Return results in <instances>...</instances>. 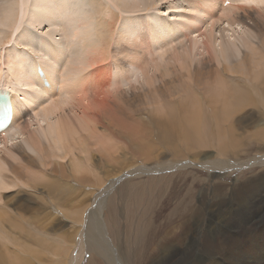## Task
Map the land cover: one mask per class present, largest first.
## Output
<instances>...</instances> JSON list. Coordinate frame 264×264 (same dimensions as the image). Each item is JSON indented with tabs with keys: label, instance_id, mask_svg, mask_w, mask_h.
I'll return each mask as SVG.
<instances>
[{
	"label": "bare ground",
	"instance_id": "bare-ground-1",
	"mask_svg": "<svg viewBox=\"0 0 264 264\" xmlns=\"http://www.w3.org/2000/svg\"><path fill=\"white\" fill-rule=\"evenodd\" d=\"M113 1L118 7L121 6L119 0ZM75 2L73 0V4ZM146 2L141 0L138 3L137 1V6L128 7L125 11L146 12L150 9L154 10L157 6V3H152L154 5L152 6V4L147 5ZM158 2L163 3L162 0H158ZM201 3L204 9L203 14L207 15V20H205L210 25L202 27L201 35L198 21L196 23L193 17L188 18L187 16V19L183 20H186V23L180 22L177 25L165 23L162 26V40L154 45L149 40L152 36H161L160 30L157 28L148 29V35L140 30L128 34L129 38L121 35L120 41H127L134 48L133 51L125 55L132 61L128 68L126 65L120 66V73L123 72L116 75L114 81L109 78L99 84L95 97L92 99L87 98V96L94 85L91 78H87L89 74H84V72L92 69L96 64L93 55L98 52H108L115 41L112 43L106 41L103 47L89 52L91 56L88 57V65L84 66L83 59L80 57L77 61H70L73 62L70 64L73 66L72 68L68 67L69 70L66 71L67 68L64 67L63 70L60 68L62 71L57 69L59 73H56L49 66L43 68L39 61H33V71L26 58L14 55L7 64L10 63L14 69V80L9 81L10 77L9 80L5 78L2 66L0 70V92L2 90L9 91L15 118L12 126L4 133V138L3 136L0 137V145H2L0 149V264H34L35 262L36 264H43L45 261L38 256L39 253L34 251L37 249L34 246L35 240L40 243L44 242L41 239L47 240L46 243L51 240L54 219L48 214L37 218L36 213L39 211L30 214L29 219H27L17 211L20 209L19 206L14 209L5 206L3 203L2 191L21 189L23 184L29 187H41V191L50 194L62 208L72 204L70 210L68 209L69 214L71 219L77 220L80 228L78 246L73 251L76 255L77 253L80 254L82 250L90 258L89 245L93 244L98 247L101 257H105L108 264H114V261L109 257L112 255L109 250L118 252L121 256H127L128 261L130 256H135L132 264H149V261L158 252H161V256L165 257L181 255L184 258L203 254L204 257L205 255L209 257V264H221L223 263L221 261L226 263L233 252L240 250L243 244H249L248 252L253 258L258 259L260 256L262 258L260 264H264V249L262 248L264 246V174L257 183L241 192L237 198L234 192L235 198L232 196L233 194L228 195L222 205H209L203 202L198 206L199 208L193 205L184 209L186 203L191 200V196L185 193L180 201L182 209L178 211V214H169L162 218L163 208H161L157 211V215L153 212V216L151 215V218L148 217V219L147 213L144 215L143 212L144 216H136L139 219L135 224V221L125 224V226H129L128 231L134 233L133 238L130 234L133 244L131 243L132 247L129 250L128 247L122 246L121 237H118L117 241L115 240L117 243L115 246L113 243L111 244L112 240L109 241L108 238L110 236L106 217L108 205L104 196L106 193L111 194L112 191L110 193L109 191L113 190L120 180L112 181L111 179L135 177L138 181H142L146 176L162 171L168 163L175 164V167L178 168L189 167L184 165L186 164L184 161L189 157L202 156L205 163L203 168L210 169V158L215 157L209 156V147L205 146L214 142V145L222 149L225 154L235 152L240 148L241 142L247 139L244 138L245 128L252 124H255L254 129L256 131L252 132L250 138L261 137L264 139V120L260 117L264 111V0H203ZM190 4L192 2L188 6ZM189 8L187 13L189 11L196 17L197 12H199L196 11L197 4L191 5ZM67 10L65 9L64 12ZM249 11L251 12L249 13ZM68 13L70 14V12H66V14ZM74 16L76 15L74 14ZM37 19L34 18L38 21ZM40 20H46L50 25H53L52 20L47 19L46 16ZM118 21V17L114 16L112 21L106 24L105 29L115 32ZM196 26L199 29H196L198 28ZM217 26H223V31H233L231 33L233 38L228 41L224 40L226 37L222 39L219 31H217L219 35L217 37L215 32ZM242 29L247 31H242L245 38H241V44L247 49L245 52L238 51L240 46L236 45V36L241 34L238 30L241 31ZM169 33H174V35L166 38L165 35ZM235 33H237L236 36H234ZM180 34L186 41L180 40L178 42L176 40ZM0 36L2 37V34ZM10 36V33L3 34V37L0 38V45L2 43L8 44ZM198 36L199 38L196 39ZM227 37L229 38V35ZM251 37L254 40L258 39V43H255ZM26 39V42H29L28 39L30 38ZM73 46L75 47V45ZM157 46L159 48L155 57V53H152ZM50 49L53 50L57 66L60 54L57 49L52 47ZM59 49L61 50V48ZM138 49L141 50L139 55L145 53L146 56L154 57L150 58L151 60H145L143 57L141 62H137ZM234 51L240 52L239 56L235 55ZM65 53H63L64 56H66ZM70 58L74 59L72 55ZM5 64L4 66H7ZM135 68L140 71L141 75L136 79L134 78L135 80L132 82L131 77L133 75L129 73H135ZM38 71L44 74L45 79L43 75L38 76ZM60 75L61 77H59ZM140 78L141 80L138 81ZM15 82H21L30 86L28 89H32L26 92L22 100L19 97L20 89L16 88ZM124 82L130 83L128 84L131 85V92H139V94L129 98L124 97L127 93L125 90H121ZM178 86L180 87L177 90ZM101 87H103L102 90L110 92L104 93V91L99 90ZM80 94L82 99L77 100L76 98ZM176 97L180 102V108ZM145 98L147 100H144ZM142 101H147V105L144 106L151 109L148 121L140 120L130 110L131 107L137 109L135 104ZM27 109H30L33 115L35 112L38 114L37 112L40 110V115L36 117L39 129L37 127L32 129L31 125H35L32 122L30 125V122L23 126V123L18 125L22 115L28 116ZM246 110L258 113L259 119L253 120L250 117L251 119L246 120L245 123V120L243 121L242 117H239ZM40 122H44L45 126L41 125ZM18 126L19 134L22 135L27 150L18 143L9 146V142L14 141V139L8 141V135L14 127ZM248 140L251 141L249 138ZM134 141L138 144L136 148L138 159L133 158L131 161L126 157L125 148ZM254 142L252 144L256 145V141ZM225 144L231 146L232 149L227 150ZM256 149H263V147L258 146ZM98 155L105 159L104 162L102 161L105 165H109L107 170L103 167L104 170L102 169L101 173L91 168V163L98 166L96 163L98 160L96 156ZM166 159L171 162L166 161ZM181 162L184 166L179 164ZM104 164L101 163V165ZM111 164H114V167L110 166ZM117 164L119 165L117 166ZM136 164H141V166H136ZM66 167L71 169L70 177L83 187L82 190L68 191L56 180H53V177H61V173L66 170ZM125 171L126 173L120 176ZM214 175L218 176L216 172ZM183 176L180 174L177 178L185 179ZM130 185L131 183H128L127 187ZM171 186L173 188L170 191L168 188ZM95 187L96 192L90 193L89 189ZM175 188L174 180L164 185L162 191L159 190L155 198L157 203L161 202L163 206L173 199ZM135 191L137 190L134 189ZM150 192L152 195V191ZM34 194L41 196L38 193ZM219 197V193L215 191L214 198ZM222 197L224 198V196ZM136 202H134V212L137 215V204L141 202ZM127 203L125 202V207ZM88 208L90 209L88 210ZM13 211L17 213H13ZM85 211L88 214L83 219ZM29 212L31 213V210L27 211V213ZM30 220H32L38 235L32 234L26 228ZM160 220H162V225L159 223L162 230L156 225ZM5 227L9 230L7 232L9 234H6L7 229ZM150 234L152 235L148 237ZM156 238H159L160 241H156ZM5 240H8L6 241L8 243L10 240L15 244H13L12 250H9L12 246L9 249L5 247ZM144 242L148 246L142 247L143 250L147 249L143 254L140 251V246ZM51 246L52 244L48 245V249ZM65 252L68 253V250ZM83 254L82 256H84ZM88 260L89 263L94 261L93 258ZM94 262L92 264H95ZM76 263L79 262L76 261ZM186 264H190L189 259Z\"/></svg>",
	"mask_w": 264,
	"mask_h": 264
},
{
	"label": "rangeland",
	"instance_id": "rangeland-1",
	"mask_svg": "<svg viewBox=\"0 0 264 264\" xmlns=\"http://www.w3.org/2000/svg\"><path fill=\"white\" fill-rule=\"evenodd\" d=\"M137 1L139 3L141 0H136V1L135 0H124V1L119 0V3L121 4V6L118 7L116 5V2H114L113 0H74V2H75L74 4H73V0H68V2H70V3H68L67 0H64V1L63 0H41V1L40 0H0V34H2V37H3V34H6V33H10V35H11L9 38L10 41L8 44L4 45V43H2L0 45V70L3 66V73H5V78H7V80H9L8 78L10 77L9 81H11V80L13 81L14 80L13 70L14 69H12L13 67H11L10 63H9L10 66L7 65L9 62L8 60L10 58L14 57V55H20L24 59L25 58L27 59L26 61H28L29 65L32 67L33 71H34L33 61L34 62L35 61L41 62L43 68H45L46 66H49L56 73H59V72H57V69H58V71H62L63 67L65 69L67 68L66 69V71H67V70H69L68 67L72 68V66H73L70 64L73 63L74 60L77 61L78 58H80V57L83 59V65L84 66L88 65V63H89L88 57L91 56V54H89V52L93 51V49L103 47L104 43H106V41L111 42V43H112V41H115V43L110 47L108 52H98V53L94 54L93 56H94L96 64L94 65V67L92 69L84 72V74L85 73L89 74L87 76V78L90 77L91 81L94 85V87L89 90V94L87 96V98L92 99L93 97H95V92L98 90L97 88H98L99 84L107 81V79H109V78H111V80L114 81L116 75H119L123 72V71H121V73H120V66L126 65V68H128L129 63L132 61L129 58H127L125 55L128 54L130 51H133L134 48L131 47L127 43V41H125V42L120 41L121 35H123L125 38H129L128 34H130V33L132 34L136 30L137 31L140 30L143 33L148 35V33H149L147 31L148 29L157 28L158 30H160L161 36H152L151 40H149L150 43L152 45H154V44H157L158 42H160L162 40V26L165 23H168L171 25L172 24L177 25L180 22L186 23L185 22L186 20L185 21H183V20L187 19L186 18V16H187L188 18L193 17L196 20V23L198 21V23H199L198 26H200V28H201V30H199V32L202 31V27L204 25L210 26L209 22L206 21L207 15L203 14L204 9H203L202 3H201L203 0H200V1L199 0H190V1L189 0H164V1L162 0L163 3L158 2V0H156L157 2L155 0H142V2L147 1L146 2L147 5H149V4L151 5L152 3L153 4L157 3L156 4L157 6H155L156 8L154 7L155 8L154 10L150 9V11H146V12H138L137 13L136 10H135L136 12H131L132 10H130V9H129L130 11H128V12L125 11L126 8H128V7L132 8V7L137 6L138 5ZM191 2H192V4H190L189 6L197 4V8H196L197 10L196 11H199V12H197L198 14L196 15V17H195V15H192L193 13L190 14L189 11L187 13V10L190 9L188 4ZM193 2H194V4H193ZM45 3H47V4H45ZM44 4L46 5V7ZM65 4H66V7H65ZM153 4H152V6H154ZM43 5H44V7H43ZM60 6H62L63 8L61 7L59 9ZM67 8H69V9L67 10ZM46 9L49 10L48 12H50V13H48ZM65 9L67 10L66 12H70V14L73 15V18H72V15H70L69 13H68L69 14L68 15V14H66V12H64ZM195 12H194V14H196ZM250 12L251 11H249V13ZM110 13H112V14H110ZM165 13H167V15H165ZM74 14L76 16H74ZM188 14H190V15H188ZM49 15H51V16H49ZM45 16L47 19L53 20L52 21L53 25L52 24L50 25V23L46 20L45 21L40 20L42 18H45ZM68 16H70V17H68ZM114 16H117L119 19V21L115 27V32L107 31L105 29V26L107 23H110L112 21ZM34 18L35 19L39 18V19H37L38 21H36V20H34ZM196 18H198V19H196ZM18 20H19V22H18ZM32 20H34V21H32ZM16 21L18 22V25H17ZM198 26H196V27H198ZM196 27H194V28H196ZM219 27L217 26V28H215V32H216L217 37L219 35H221L223 37L222 39H224L226 37L227 39L225 38L224 40H227V41L229 39L233 38V37H231V35H233V34H231V33H233V31H229V32L223 31L222 30L223 26H219ZM196 29H199V27ZM196 31L198 32V30H196ZM217 31H219L218 32L219 35H218ZM242 31L247 32L245 29H242L241 31L238 30V32L241 34L236 36L237 33H235L234 36H236V40H237L236 45L240 46L238 51L240 50L242 52H245V51H247V49H245L243 44H241V41H242L241 38H243V39L245 38V36L242 34ZM250 34L252 35L253 33L251 32ZM171 35H174V33L166 34L165 37L168 38ZM200 35H201V32H200ZM228 35H229V38L227 37ZM241 35H243V36H241ZM199 36L196 39H198ZM2 37L0 36V38H2ZM237 37H239L240 39ZM256 37H257V35H256ZM26 38H30V39H28L29 42H26L27 41ZM218 39H220V38H218ZM251 39L253 41H255V43H258V39L254 40L253 37H251ZM39 40H41V41H39ZM176 40H178V42L180 40H184L183 35L180 34V37L177 38ZM184 41H186V40H184ZM30 43H31V45H30ZM68 44H69V47H68ZM73 45H75V47ZM49 46L54 48V49H57V52L60 54V56H59L60 60H58L57 66L55 63L56 61L54 58L55 57L54 53L52 52L53 50L51 51ZM63 46H65V47H63ZM58 47L61 48V50ZM67 47H68V49H67ZM71 47H74V48H71ZM131 48H132V50H131ZM158 48L159 47L157 46L153 50L152 54L155 53V55H154L155 57H156V52H158ZM65 49H66V51H65ZM155 49H157V50L155 51ZM62 51H64V52H62ZM139 52H141V50L138 49L137 55H136V57H137L136 61L137 62H141L144 58H145V60H151L150 58L154 57V56L151 57V55L146 56L145 53H143L142 55H139ZM63 53H65L66 56H64ZM239 53L240 52L237 53V51H234L235 55L237 54L239 56ZM71 55L74 57V59L70 58ZM72 60H73V62H70ZM67 61L70 63H68ZM4 64L7 66H4ZM55 66H56V69H54ZM134 71H136L135 72L136 74L134 72L129 73L130 75L131 74L133 75V77H131L132 82H133V80H135L137 77H139L141 75L140 71L137 68H135ZM138 72H139V74H138ZM59 77H61V75ZM139 80H141V78L138 79V81ZM20 83L21 82H19V83L15 82V84L17 86L16 88L20 89L19 97H20V100H22L24 98V95L26 94V92H29L32 89L31 88L28 89L30 86L24 85L23 83H21V85H20ZM128 83L129 82H124V85L121 87V90H125L127 92L124 95V97L126 96V98H129L130 96L132 97V96L139 94V92H133V91L131 92V90H130L131 85H129L130 83L129 84ZM29 85H31L30 82H29ZM104 87L108 88L105 85H104ZM179 87L180 86H178L176 89L178 90ZM36 89H34V90H36ZM102 89H103V87H101L99 90L104 91V93H106V94L108 92H110V91L102 90ZM81 97H82V95L80 94L79 96H77L76 99L81 100L82 99ZM176 99H177V97H176ZM144 100H147V99L145 98ZM177 102H178V107L180 108V102L178 99H177ZM138 103L135 104V106L137 107L138 110L133 108V107H131L130 110H132L133 115L138 116L140 120L148 121L150 119V112H151L150 110L151 109L147 106H144V105H147L148 102L142 101V102H138ZM174 105H175V102H174ZM139 106H142V107L138 108ZM246 111L243 112L242 113L243 115L241 114L242 116L239 117V118L242 117L243 121L245 120L244 121L245 123H246V120L251 119V118H253V120H255L257 118L259 119L258 113L253 112L252 110L251 111L248 110L247 113H246ZM27 112L29 113L28 116L30 115L29 118H27L28 116L22 115L20 117L18 125L23 123L22 124V126H23L25 123H29V122H30L29 123V125H30L32 122V124L34 123L35 125H33V126L31 125V128L32 129H34L36 127L38 128L39 124H38V121L36 120V117L38 115H40V110L37 112L38 114H36V112H35L34 115L30 109H27ZM263 114H264V111L261 113L260 117H262L264 120ZM244 115H246L247 117ZM254 115L256 116V118H254L255 117ZM34 121H36V122H34ZM40 123H41V125L45 126L44 122H40ZM261 124H263V123H261ZM254 125L255 124H252L251 126L248 125L249 127L247 126L248 128H245V137L244 138H247V139L244 142H241L240 148L237 149L235 152L225 154L222 149H220L218 146L214 145V142L208 143L205 147H209V149H208L209 156L215 157V158H210L211 159V168L210 169H204L203 168V165L205 163L203 161L202 156L201 157H194L195 159L189 157L188 159H186L184 161V163H186L184 165H188L189 167L178 168V167H175V164L171 165L170 163H168L166 165V167H163L164 169H162V171L155 172L152 175L146 176L145 178H143L144 180H142V181L141 180L138 181L137 179H135V177L134 178L133 177H131V178H122L121 177V178L111 179L112 181H116V180L120 179L118 184L114 187V189L109 191V193L112 191L111 194L106 193L104 196L106 201H107V205H108L106 217H107V223H108V230L110 233L109 234L110 236H108V238H109V241L112 240L111 244L113 243V246L117 245L116 241L118 240V237H121L120 239L123 240L122 246L128 247V250L131 249V247H132L131 245L133 244L131 237L132 238L134 237V233L132 231L131 232L128 231L129 226L128 225L125 226V224H128L129 222L133 223L134 221H135L134 222V224H135L139 219L137 217H140L144 213H145L144 215H146V213H147V218L148 217L151 218V215L154 213L155 214L158 213L157 211H159L161 208H163L162 209V215H163L162 218H165L169 214H171V215L178 214V211H180L182 209L180 207L181 206L180 201H181V199L185 193L188 194L189 196H191V200L188 203H186L184 209L191 207L193 205H195L197 208H199L198 206H200L203 202H206L209 205H222V204H224L225 200L228 198V195L231 196L233 194L232 196L234 197V195L236 194L235 197L237 198L241 192L247 190V188H249L252 184L257 183L258 180L260 179V177L262 176V174H264V165H263L264 164V158H263L264 157V151H261V150H264V142L262 143V141H264V139H262L261 137L260 138L254 137L253 139L250 138L252 136V134L254 133V131H256L254 129V127H255ZM19 132H20L19 126L16 128L14 127L11 130L10 134L8 135L7 140L9 141V140L14 139V141H10L9 146L12 145L13 143H18V144L24 146V142H23L24 139H23L22 135L19 134ZM248 132H251V133H248ZM13 133H15L14 134L15 136L13 135ZM2 136L4 138V134ZM247 136H249V137H247ZM248 138L252 142L256 141L257 147L262 146L263 149H256L257 148L256 145L252 144V142L249 141ZM137 146H138V144L134 141L130 145H127L125 148L126 157L131 161L133 158L135 160L138 159V157L136 155ZM225 146H226L227 150L232 149L231 146H229L228 144H225ZM24 147L26 149V146H24ZM251 147H252V149H249ZM1 148H2V145H0V149ZM249 151H250V154H249ZM251 156H253V157H251ZM96 158L98 159L96 161L98 166H94V164L91 163L92 164L91 168H93L94 170H96L100 173H101L102 169L104 170V168L105 169L109 168V167H107L109 165H105L103 163L105 159L101 155L96 156ZM166 161L171 162V161H169V159H166ZM100 162L104 165H101ZM179 164H182L181 166H184L183 162H181ZM113 165L111 164L110 166L114 167ZM118 165L119 164H117V166ZM137 165L141 166V164L140 165L136 164V166ZM115 166H116V164H115ZM220 168H222V169H220ZM221 170H223V171H221ZM181 172H183V173H181ZM215 172L217 173L218 176L214 175ZM222 172L225 175L221 174ZM125 173H126V171L123 172L120 176H122ZM70 174H72L71 169L66 167V170L62 171L61 177H53V180H56L58 182V184H61L62 187H65L68 191H80V190H82L83 187L78 185L76 183V181L70 177ZM180 174H183L184 175L183 177L185 179L177 178V176ZM100 175H102V174H100ZM173 180L176 183L175 197L173 199H171L168 203L164 204L163 206L166 207V208H164L162 206L161 202L157 203V199H155V198L157 197L159 190L162 191V188H164V185H166L167 183H169ZM180 180L182 183L180 182ZM128 183H131L130 187H127ZM186 185H188V186L186 187ZM229 185H231V186H229ZM119 186H120V188H119ZM190 186L191 187L193 186V187L191 188ZM172 188H173V186L169 187L168 189L171 191ZM95 189H96V187L90 188L89 189L90 193H95L96 192ZM127 189H128V191H127ZM134 189H136L137 191L134 192ZM229 189L231 190V192ZM150 191H152V195H151ZM215 191H217L219 193V196H220L217 199L214 198V192ZM1 193H2V199L5 201V202L3 201V203H5V206H9L11 208L13 207L14 209L19 206L20 209L17 211L20 214H22L24 217H26L27 219H29L30 214L35 213L36 211L37 212L39 211L38 213H36L37 218H41L44 215L48 214V215H50V217L52 219H54V223L52 225V234L50 236L51 240L50 241L48 240V243H46L47 240L45 241L43 239H41V241H44L43 243H40L37 240H35L34 246L37 249L33 246V244H31V246H33V248L36 249L34 251L37 254L39 253L38 256L41 259L43 258L42 260H45L43 262V264H74V263L75 264H79V263L80 264H92L94 261H95L94 262L95 264H108V261L105 259V257H101L102 255H101L98 247L93 245V244L89 245V249L91 250V257L90 258H93V260H94L91 263H89L90 261L88 259H90V258L87 256L85 251L81 250L80 254L77 253V255H79V256H77L73 252L74 249L78 246V240L80 238V233H79L80 228L78 226L77 220H73L70 217V214H69L70 209L69 208H71L72 204H70V206L68 205L69 207H66L67 209L62 208L56 200H53V198H52V196H50V194H48L46 191L45 192L41 191V187H38V186L29 187V186L23 184L21 189H7V190L2 191ZM34 193H38L41 196H37ZM222 196H224L225 199ZM148 197H149L150 201L148 200ZM131 200L133 203L131 202ZM125 202L126 203L128 202L126 207H125ZM134 202H136V203L141 202L140 204H137L138 205L137 215L134 212L135 211ZM122 204H123V206H122ZM145 204L147 207L145 206ZM143 205H144V207H142ZM11 208H9V209H11ZM124 208H126V209L124 210ZM145 208H147V209H145ZM35 209H37V210H35ZM65 209L67 210V212ZM89 209L90 208H88V210ZM28 210H31V213L30 212L27 213ZM62 210H64V211H62ZM83 211H84V209H83ZM13 213H17V212L13 211ZM87 214H88V212L85 211L83 219L87 216ZM138 214H140V215H138ZM159 223L161 224L162 220L157 222L156 225L158 228L162 227V226H160ZM26 228H28L29 231L32 232V234L38 235L36 233L35 227L32 224V220L29 221V224L26 226ZM160 229L162 230V228H160ZM8 231L9 230L7 229L6 234H9V233H7ZM203 232H204V230H203ZM76 233H77V235H76ZM130 234H131V237H130ZM151 235L152 234L148 235V237ZM39 237L41 238L40 235H39ZM69 239L71 242L69 241ZM128 239H131V240L128 241ZM155 240L158 242L160 241L159 238H156ZM6 241H8V240H5V242ZM9 242L12 245L10 243L6 242L5 247H7L9 249V247L12 246V248L9 249V250H12L14 248L15 244L13 242H11L10 240H9ZM50 242H51L52 246L50 249H48L49 248L48 245H51V244H49ZM128 242H129V244H128ZM100 243L102 244V242H100ZM114 243H116V244H114ZM36 244H39V245H36ZM144 246H148L147 243L144 242L140 246V251L143 254L147 251V249L146 250L142 249V247H144ZM262 248L264 249V246ZM248 249H249V244H243L240 247V250H238L237 252H233V255H231V258H229L228 261H226V263L224 261H221V262H223L224 264H229V263L230 264H237V263L238 264H245V263L246 264H260V261H262V258L260 256H258V259L253 258V256L248 252ZM38 250H40V251H38ZM65 250H68V253L65 252ZM109 251L113 255V256L109 255V257L114 261V264H132L134 262L135 256H130V259L128 261L127 256H125V257L121 256L118 252H115L113 250H109ZM82 254L84 256H82ZM202 255L190 256V258H184L181 255H168L165 257V256H161V252H158L155 255V257L149 261V264H164V263L165 264H186V261L188 259L190 261V264H194V263L195 264H209V257L207 255H205V257H204V255L203 256ZM227 255H230V254H227ZM74 257H76V258H74ZM162 258H164V259H162ZM172 258H174V259H172ZM76 261L79 263H76ZM105 262H107V263H105ZM223 263H221V264H223ZM34 264H36V262ZM218 264H220V263H218Z\"/></svg>",
	"mask_w": 264,
	"mask_h": 264
},
{
	"label": "snow or ice",
	"instance_id": "snow-or-ice-1",
	"mask_svg": "<svg viewBox=\"0 0 264 264\" xmlns=\"http://www.w3.org/2000/svg\"><path fill=\"white\" fill-rule=\"evenodd\" d=\"M165 15H167V13H165Z\"/></svg>",
	"mask_w": 264,
	"mask_h": 264
},
{
	"label": "water",
	"instance_id": "water-1",
	"mask_svg": "<svg viewBox=\"0 0 264 264\" xmlns=\"http://www.w3.org/2000/svg\"><path fill=\"white\" fill-rule=\"evenodd\" d=\"M53 21V20H52ZM56 22V21H55Z\"/></svg>",
	"mask_w": 264,
	"mask_h": 264
}]
</instances>
